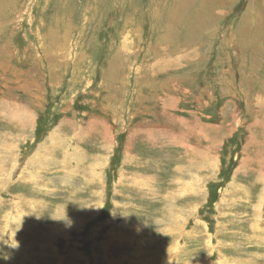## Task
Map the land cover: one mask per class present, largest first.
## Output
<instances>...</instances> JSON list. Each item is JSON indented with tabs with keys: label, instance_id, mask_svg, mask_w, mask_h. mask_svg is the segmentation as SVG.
<instances>
[{
	"label": "rangeland",
	"instance_id": "obj_1",
	"mask_svg": "<svg viewBox=\"0 0 264 264\" xmlns=\"http://www.w3.org/2000/svg\"><path fill=\"white\" fill-rule=\"evenodd\" d=\"M0 264H264V0H0Z\"/></svg>",
	"mask_w": 264,
	"mask_h": 264
},
{
	"label": "trees",
	"instance_id": "obj_2",
	"mask_svg": "<svg viewBox=\"0 0 264 264\" xmlns=\"http://www.w3.org/2000/svg\"><path fill=\"white\" fill-rule=\"evenodd\" d=\"M224 174H225V171H224Z\"/></svg>",
	"mask_w": 264,
	"mask_h": 264
}]
</instances>
